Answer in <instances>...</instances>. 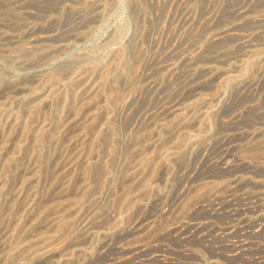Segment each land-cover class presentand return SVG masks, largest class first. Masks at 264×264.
Masks as SVG:
<instances>
[{
	"label": "rangeland",
	"instance_id": "374dc122",
	"mask_svg": "<svg viewBox=\"0 0 264 264\" xmlns=\"http://www.w3.org/2000/svg\"><path fill=\"white\" fill-rule=\"evenodd\" d=\"M0 264H264V0H0Z\"/></svg>",
	"mask_w": 264,
	"mask_h": 264
}]
</instances>
